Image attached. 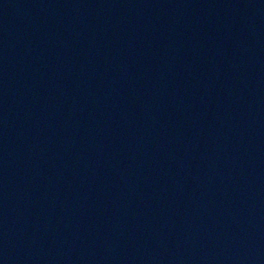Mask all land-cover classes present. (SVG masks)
<instances>
[{"label": "water", "instance_id": "obj_1", "mask_svg": "<svg viewBox=\"0 0 264 264\" xmlns=\"http://www.w3.org/2000/svg\"><path fill=\"white\" fill-rule=\"evenodd\" d=\"M0 264H264V0H0Z\"/></svg>", "mask_w": 264, "mask_h": 264}]
</instances>
